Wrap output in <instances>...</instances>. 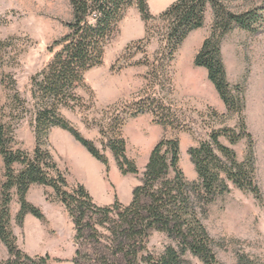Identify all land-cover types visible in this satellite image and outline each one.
Here are the masks:
<instances>
[{"label": "trees", "instance_id": "obj_1", "mask_svg": "<svg viewBox=\"0 0 264 264\" xmlns=\"http://www.w3.org/2000/svg\"><path fill=\"white\" fill-rule=\"evenodd\" d=\"M70 5L72 18L64 23L66 34L48 46L51 60L30 78V100L21 96L16 90L15 79L9 78L13 86L6 104L10 116H0V154L5 169L4 180L0 183V239L9 253L3 264H46L49 259L48 255L33 257L19 248L11 228L10 203L14 193L20 206L16 215L18 223H22L27 214L44 219L41 209L27 198L33 185L52 188L72 218L74 238L79 244L75 264H192L186 258L188 253L204 264H221L215 252L217 242L208 233L202 217L217 198L230 191V182L262 198L256 182L252 136L243 116L244 88L231 85L227 79L221 41L234 28L258 31L264 22L262 10L233 12L221 0H176L155 17L149 11L148 0H70ZM133 5L138 7L145 21L146 33L142 39L125 47L117 63L124 60L125 65L144 64L147 67L145 84L129 100L107 106L103 117L93 123L100 137L97 141L88 139L61 111L81 105L78 90L86 86V73L102 65L108 44L119 33L120 23ZM208 6L213 10L212 30L194 63L207 70L228 112L238 113L240 121L238 128L212 130L207 140L189 149L197 173V179L189 181L179 166V134L189 128L173 109L168 95L172 92L176 53L193 30L204 26ZM154 21L162 23L163 43L150 60L143 48L152 37ZM140 49L143 58L128 63ZM132 50L134 52L127 57L126 53ZM144 114H151L154 123L171 129L173 136L161 137L153 147L142 172L141 184L133 189L128 205L116 199L112 205L99 207L83 185L68 182L47 148L49 135L54 128H62L103 164H108L103 151L110 150L123 174L138 173L136 163L127 155L123 130L129 120ZM27 116L31 118L35 133L32 153L15 147L13 133L14 121ZM222 135L232 144L243 137L249 138L250 151L243 161L238 160L233 148L222 143ZM103 230L110 235L103 234ZM154 231L165 233L175 242L167 245L157 257L147 247ZM86 244L102 246L96 248V258L80 250ZM237 264L255 262L241 253L237 256Z\"/></svg>", "mask_w": 264, "mask_h": 264}, {"label": "rangeland", "instance_id": "obj_2", "mask_svg": "<svg viewBox=\"0 0 264 264\" xmlns=\"http://www.w3.org/2000/svg\"><path fill=\"white\" fill-rule=\"evenodd\" d=\"M174 1L176 0H161L158 3V0H148L149 11L157 17ZM221 1L233 12L261 9L264 14V0ZM71 18L70 0H0V116H10L6 104L10 92H13V86L9 83V78L15 79L16 90L21 96L30 100V78L51 60L52 53L48 51V46L66 34L64 23ZM212 23L213 10L208 6L204 26L193 30L176 53L172 92L168 95L173 109L180 114L189 128L179 134V166L189 181L197 179L189 149L199 141L207 140L212 130L238 128L240 121L238 113L228 112L226 104L208 78L207 70L194 63L197 52L211 33ZM152 24V37L143 48L150 60L163 43L162 23L154 21ZM145 33V21L138 7L133 5L127 9L121 21L119 33L108 44L102 65L86 73V86L78 90L81 105L75 109H62V115L84 137L97 141L100 134L98 128L93 127L95 119L103 117L107 106L129 100L143 88L147 67L144 64L125 65L124 60L119 63L117 60L128 44L142 39ZM131 52L134 50L127 52L126 56ZM221 52L229 83L244 88L243 116L247 131L252 136L256 182L262 198L259 199L252 192L241 190L230 182V191L209 206L207 214L202 217V223L217 242L215 252L221 264H237V256L241 253L247 254L255 264H264V22L254 33L234 28L225 34L221 41ZM143 56L140 49L128 63L140 61ZM13 128L15 147L32 153L35 148V133L31 118L27 116L19 121L15 120ZM59 129L75 143L79 142L62 128L56 127L51 131L47 148L58 167L64 139L56 135ZM123 133L127 143V155L136 163L139 171L123 174L112 152L103 151L108 164L100 163L107 187L97 194L90 193L93 202L99 207L112 205L116 199L122 205H128L133 197V189L141 184L142 172L153 147L161 137L173 136L171 129L154 123L151 114L129 120ZM220 140L234 149L240 161L249 154L251 143L247 137L234 144L224 135ZM98 147L101 148L99 144ZM65 162L76 175L79 174L77 167L73 168L68 160ZM61 170L67 177L68 170ZM4 174V162L0 154V183L4 180ZM27 198L41 209L44 219L27 214L24 221L18 223L16 215L20 206L14 193L10 212L11 228L17 245L33 257L48 255L46 264H57L56 261L59 260L51 257L48 252L53 246L61 244L58 247L65 251L72 244L75 250L79 247L74 238L76 231L73 220L50 187L33 185ZM38 232L42 233L40 238H37ZM103 234L110 235L104 230ZM169 244L174 245L175 242L165 233L154 231L147 247L157 257ZM96 248L102 246L86 244L80 250L94 259L97 257ZM8 258V250L0 239V264ZM186 258L192 264H204L190 253Z\"/></svg>", "mask_w": 264, "mask_h": 264}, {"label": "crops", "instance_id": "obj_3", "mask_svg": "<svg viewBox=\"0 0 264 264\" xmlns=\"http://www.w3.org/2000/svg\"><path fill=\"white\" fill-rule=\"evenodd\" d=\"M57 131L58 132L56 133V135L64 138L61 143V151L63 152H61L59 155L58 163L61 169L64 168L65 170H68V182L74 185H83L91 194L92 192L97 194L105 189L107 187V182L105 181L102 174L103 166L101 165L100 161L95 159L81 143H75V141L65 136V132L63 130L59 129ZM62 159L65 161L68 160L73 168L77 167L79 170V174L76 175L74 173L75 171L70 168V165H68L67 162L63 161ZM61 162H63V165H60ZM37 235V238H40V235H42V233L38 232ZM58 246H53L52 249H49L50 251H48L51 257L59 260L56 261V263L75 264L74 256L76 250L74 244H72L71 248H68L67 251L59 248Z\"/></svg>", "mask_w": 264, "mask_h": 264}, {"label": "bare ground", "instance_id": "obj_4", "mask_svg": "<svg viewBox=\"0 0 264 264\" xmlns=\"http://www.w3.org/2000/svg\"><path fill=\"white\" fill-rule=\"evenodd\" d=\"M157 1V0H156ZM161 2V0H158V3H160Z\"/></svg>", "mask_w": 264, "mask_h": 264}]
</instances>
